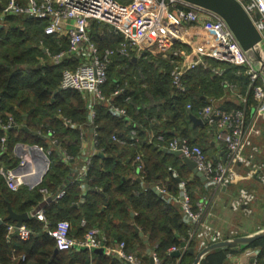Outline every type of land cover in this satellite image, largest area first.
<instances>
[{
	"label": "trees",
	"instance_id": "trees-1",
	"mask_svg": "<svg viewBox=\"0 0 264 264\" xmlns=\"http://www.w3.org/2000/svg\"><path fill=\"white\" fill-rule=\"evenodd\" d=\"M7 2L0 1V8ZM7 19L11 27L2 32L0 42V115L5 117L12 114L24 130L34 127L37 122L43 123L45 129L51 127L57 130L62 146L72 155V160L80 159V130L72 128L65 119L59 117L61 114L76 122V125H84L88 121L89 108L82 93L60 89L63 70L75 67L79 60L73 57L60 65L51 62L41 64L38 57L43 55L42 49L48 47L56 53L68 48L67 38L45 34L44 20L21 15ZM90 33L102 50L115 47L121 38L120 33L112 32L110 25L97 21L92 22ZM41 40L44 41V47L38 49L33 43ZM207 61L213 68L224 69V73L220 75L203 66L189 70L184 77L187 91L175 93L170 75L174 63L151 54L139 60L115 56L103 92L113 102L127 108L129 119L114 116L107 102H98L93 123L98 132V152L93 156L87 175L75 180L74 170L68 164H63L60 154L53 149L49 170L34 188L22 186L18 191H13L0 177V196L3 194L0 197V214L8 217L9 204L14 207L17 202L22 212L35 211L44 203V189L52 195L64 189L62 198L45 207L50 227L62 219H68L71 223H81L86 219L84 233L87 228L99 227L106 235L108 245L115 240L125 241L128 250L145 256V261L149 263L145 254L148 244L164 261H173L176 257L167 250L172 246H181V242L188 238L190 226L184 220L181 208L157 194L151 185L155 183L167 188L171 184L178 196V180H183L194 205L208 193V189L200 177L195 175L190 179L191 171L181 156L167 152L156 142H149V134L162 133L166 141L174 136L186 137L190 143L202 146L192 137L194 128L190 115H199L201 107L222 95L225 80L239 84L242 91L247 89L249 81L232 64L211 58ZM118 84L125 85V90L113 96ZM126 96H130L129 100L125 99ZM188 103L193 106L190 110L186 108ZM133 128L137 130V139L127 145L112 139L114 134L118 137L128 136ZM202 128H205L206 133L210 130L206 124ZM2 133L0 129V148ZM32 134V142L41 143L42 139L35 137V132ZM14 144L9 146V152ZM138 155H141L140 159ZM139 165L142 168L136 174ZM174 169L178 171L177 176L174 175ZM138 176L140 181L137 180ZM81 182L89 186L85 194L80 188ZM197 191L199 194L196 196L194 193ZM82 199L84 202L79 212L75 204L82 202ZM9 224L14 222L8 218L0 224L2 264H122L109 252L56 249L46 223L37 217H31L24 223L33 230L28 241H21L17 233L9 238ZM136 226L147 239L136 231ZM133 246H137V250H131ZM191 247L195 248V245ZM247 248H259L257 262L264 264V237L245 245L215 249L207 253L200 264H225L228 254ZM13 252L17 256L24 254L26 258L14 261ZM195 256L187 251L183 256L185 264H192Z\"/></svg>",
	"mask_w": 264,
	"mask_h": 264
},
{
	"label": "built area",
	"instance_id": "built-area-1",
	"mask_svg": "<svg viewBox=\"0 0 264 264\" xmlns=\"http://www.w3.org/2000/svg\"><path fill=\"white\" fill-rule=\"evenodd\" d=\"M239 1L262 35L261 44L264 47V0ZM20 15L44 20L46 22L44 32L47 35L67 38L68 48L56 53L44 47L43 40L41 44L52 64L60 65L73 57L79 60L75 67H67L63 70L60 89L90 93L91 123L95 121L98 102H107L114 116L129 119L127 108L113 102L103 92L109 68L115 56L118 55L131 58H148L150 54L152 55L155 49L152 48L150 39L162 26L167 28V36L178 45L171 51L162 53L163 58L175 64L170 73L175 93L187 91L184 77L189 70L203 66L220 75L224 73V69L213 68L208 63V58L238 67V73L245 74L249 79L247 89L242 91L239 84L228 80L224 81V85L237 95L241 101L240 106L232 112H225L212 100L201 107L198 113L203 123L208 125L214 140L219 144H224L228 150L229 156L226 161L211 158L202 146L190 143L186 137L174 136L166 141L164 134L152 132L149 134V142H156L164 149H180L182 155L193 159L197 168L207 177L205 186L208 191H217L244 177H256L264 183V161L258 160L261 148L252 139L258 131L257 125L264 121V75L262 70L252 63L227 23L219 15L180 0H131L128 2L121 0H8L0 10L1 18ZM93 21L107 23L121 34L115 47L104 50L99 47L90 33ZM187 37H190L193 42L188 41ZM183 45L190 49L184 51ZM124 90L125 85L118 84L113 96L123 93ZM129 98L130 96L125 97L126 100ZM191 107L192 105L189 104V108ZM251 107L253 112L249 115L248 111ZM61 117L71 126H76V123L70 119L63 115ZM16 126L19 125L15 124L12 117L3 120L0 115L1 129L7 130ZM94 129L96 131L95 125ZM97 135L96 131L95 147ZM50 139L52 145L59 147L62 151L63 163H70L72 155L66 148H61L59 139L52 133ZM112 139L121 145H127L137 139V130L131 129L129 135L125 137H118L114 134ZM6 140L7 137L3 136L2 143ZM37 147L41 151L44 150L43 147ZM96 152L97 150L91 154H85V163L79 170L77 179L87 175ZM45 153L49 159V170L52 149H48ZM137 158L140 159L141 155ZM36 163L43 164L42 158L36 154H30L28 150L21 157L18 167L1 168L0 174L5 177L8 187L13 191H18L24 185L34 188L43 180L41 177L31 182ZM240 166L245 169V172H240L238 169ZM139 168L142 166L139 165ZM160 189L162 196L169 202L179 203L183 218L190 227L188 238L184 240L186 246H172L167 250L171 254L180 250L179 256H175L173 261L166 262L155 250H151L150 258L153 259L151 264H185L183 256L193 244L196 251H201L212 243L244 234L239 228L224 230L214 226L207 219V205L204 201L206 197L204 196L205 198L203 197L194 205L185 181L180 180L178 196L170 195L163 187ZM64 195L65 191L62 189L54 196V199L57 200ZM256 200L257 194L254 190L242 187L239 194L231 200L230 207L233 211L250 217L254 215ZM31 215L45 221L48 233L54 238L56 248L60 251L72 249L93 251L96 248L107 246L106 235L99 227L87 228L83 238L78 239L72 235V223L69 220L62 219L54 227H50L44 208L38 209ZM81 225L87 226V220L83 219ZM14 233H17L21 241H28L33 235V230L25 224L21 226L15 223L9 224L7 236L10 238ZM247 249L250 250V248ZM114 252L119 259L128 264H149L143 255L128 250L125 241L120 242ZM250 252L254 256L251 264H258L256 257L260 249H251ZM20 258L24 260L26 256L12 254L13 260Z\"/></svg>",
	"mask_w": 264,
	"mask_h": 264
},
{
	"label": "crops",
	"instance_id": "crops-1",
	"mask_svg": "<svg viewBox=\"0 0 264 264\" xmlns=\"http://www.w3.org/2000/svg\"><path fill=\"white\" fill-rule=\"evenodd\" d=\"M0 1H2V0H0ZM111 30H112V32L115 31L113 29V27H111ZM115 33H117V32L115 31ZM42 50H43V55H40L38 57L41 64H44L46 62H50V59H49L45 49H42ZM134 59L139 60L141 58L135 57ZM82 95L87 102L89 112H90V107H89L90 93H87V94L82 93ZM214 102L217 105H220L222 107V110L231 111L234 108H236V106H239L241 101L233 91H231L228 87H225V89H222V95L217 96L214 99ZM89 112H88V121L84 125L80 124V125H76L75 127L70 125L72 128H78L80 130V135H81L79 142H80V149L82 151V154H81L82 157L80 159L75 160V161L71 160L70 163H68L70 168H72L75 172V177H76L75 180L80 179V178L79 179H77V178H78L79 170L82 169V166L85 163V160H84L85 154H91L97 150V148L94 146V135H95L96 131L94 129L93 123H91ZM252 112H253V108L251 107L248 111L249 115H251ZM26 116H27V114H26ZM196 116L200 117L199 115H196ZM59 117L62 118L61 114L59 115ZM191 125L194 128V131L192 133L193 134L192 137L197 139L198 138V136H197L198 131L200 129H203L202 127L205 126V123L198 124L197 126H194V122L191 119ZM257 127H258V131L256 134L253 135L252 139H253V142L255 144L259 145L261 148V152L258 155V160L264 161V121H261L260 124L257 125ZM1 131L3 132L2 137L6 136L7 140L5 143H2V137H1V145L2 146L0 148V169L1 168L18 167L20 159H21V155L23 156V154H25L28 151L30 145H37V146L43 147L44 152L48 151V149H50V148L52 150L56 149V151L60 154L61 160H62V151L60 150L59 147L53 146L51 139H50L51 133L53 135H55L58 139H60L58 137V135L60 136L59 132L57 130L51 128V127L45 129L43 123L37 122V124L34 127L28 128L27 130H24L22 128V125H20V126L8 128L7 130L1 129ZM34 132L37 134V136H35V137H39L42 139L41 143L40 142L39 143L38 142H35V143L32 142L34 140L32 133H34ZM206 136H208V138ZM203 137L204 138H203L201 144H202L203 148L206 150L207 154L211 158H213L215 160H222V161H226L228 159L229 153H228V150L226 149L224 144L217 143L214 140L213 135L209 131L206 133V130H204ZM12 143H15V144H14V147H12L11 152H9L10 151L9 146L12 145ZM18 145H20V146L16 150V147ZM60 145L62 148L63 146H62L61 142H60ZM62 163H63V161H62ZM238 169L240 170L241 173L245 172V169L242 166H240ZM139 171H140V168H137L136 174L139 173ZM190 171H191L190 172V179H192L195 176V174L193 173L192 170H190ZM47 172H48V170L46 171L45 167H43V164H37L36 163L35 172L32 174L33 179L31 182H35L37 179L41 178V176L43 179ZM173 172H174L175 176L178 175V171L176 169H174ZM1 176L4 178L5 183L7 185V181H6L5 177L0 174V177ZM203 182H205V181H203ZM83 185H85V186H83ZM24 186H28V185H24ZM171 186L172 185L170 184L167 188L165 187V189L168 191V193L170 195L176 196L174 191L172 190ZM158 187H161V186L158 185ZM242 187H246L249 189L254 188V187H257V188L261 187L262 188L260 191V195L257 194V200L254 203L255 212L251 218L252 219L256 218L257 220L252 225L254 227L252 230H248V227L246 226V224L244 225V230H243V227H242L243 223L242 222L244 221V217H245L244 214L241 212L233 211L232 208L230 207L231 200L239 194V191ZM80 188L82 190V193H84V194L87 193V191L89 190V186H87V184L84 182H81ZM179 188H180V181L178 180V190H179ZM43 191H44V193H46L45 198H44V203H42V205L39 206L37 209H40V208L43 209L44 208V210H45L46 205H48L52 201H55L54 196L56 194L52 195L47 190L46 191L43 190ZM1 196L3 197V194ZM205 197H206V199L204 201L206 202V205H207V219L214 226H216L218 228H222L224 230H228L231 228H239V229H242L244 234H248V233H252V232L256 231L257 229H260L261 227L264 226V223H262L263 221H262V218L260 216L262 213L264 215V185L256 177H254V178H248V177L239 178L238 180H235L232 183H230L227 187H222L219 190L214 191V192L208 191V193L205 195ZM49 198H51V199L49 200ZM81 201L82 202L75 204V206L78 208L79 212H81L80 208H82V206H83L84 199H82ZM172 202L179 206V203L177 201H172ZM15 205L16 206L12 207L11 204H9V206H11L14 211L21 213L22 211L20 210V203L17 202V204H15ZM9 206H8V215H9ZM104 207L105 206H103L102 209H104ZM37 209L35 211H37ZM35 211L32 209L28 211V213L30 214V218L35 217V216L31 215ZM6 218H7L6 214H0V219L3 222L6 221ZM39 220H41V219H39ZM13 222L15 224H17V222H15V221H13ZM83 228L84 227L81 225L80 222L79 223H72V235L78 239L83 238V236L85 234L83 231ZM140 235L145 236L143 234V232H142V234L140 233ZM144 239H147V238L144 237ZM119 243L120 242L115 240L111 243V245L106 244L107 246L103 247L105 250L102 253H106V252H108V250H110L109 253H112V255H114V257L117 258L122 264H128L127 262L119 259L118 256L114 252ZM250 250L244 249V250L239 251L237 253H232L231 256H228L225 264H251L254 260V256H253V253L250 252ZM150 251H151V249H150L149 245L147 244L145 254L149 258V264H151ZM13 253H15V252H13ZM21 255H24V254H21ZM18 256H20V255H18ZM16 260H14V261H16Z\"/></svg>",
	"mask_w": 264,
	"mask_h": 264
},
{
	"label": "water",
	"instance_id": "water-1",
	"mask_svg": "<svg viewBox=\"0 0 264 264\" xmlns=\"http://www.w3.org/2000/svg\"><path fill=\"white\" fill-rule=\"evenodd\" d=\"M180 1L185 2L192 6L209 10L219 15L221 18H223L224 21L229 26V28L231 29V31L233 32L235 38L238 40L243 50L247 53V55L251 59L252 63L256 67L260 68L264 75V47L261 44L262 35L256 28L251 16L248 14V12L246 11V9L239 0H180ZM30 17L32 18L33 16ZM0 27H2V25H0ZM190 117L194 122V126L203 123V120L194 114H191ZM19 146L20 145L16 147V150L19 148ZM28 150L30 154H36L42 158L44 164L43 167H45L47 171L49 159L46 153L44 151H41L36 145H30ZM166 151L181 156L185 164L189 167V169L192 170L193 173L196 176L200 177L203 181H206L207 177L204 175L202 171H200L197 168L196 162L193 159L182 155L180 149L178 150L166 149ZM137 180L140 181L141 178L138 177ZM151 188L157 194L162 195V191L160 187H158V185H156L155 183L151 185ZM50 199L51 198H49V200ZM132 214L134 213L132 212ZM7 218L17 222V225L21 226L30 218V214L28 212L18 213L14 211L11 206H9V215ZM2 223L3 221L0 219V224ZM136 231L142 234V232L137 226H136ZM261 237H264V226L252 233H248V234L228 238L216 243H212L206 246L205 248H203L201 251H196L194 247H189L188 251L196 255L194 262L192 264H200L202 259L205 257V255L215 249L249 244ZM184 246H186V242L182 241L181 247ZM104 250L105 249L103 247L94 249L95 252H103ZM180 253L181 251L177 250L172 254L174 256H179ZM151 261L153 262V259H151Z\"/></svg>",
	"mask_w": 264,
	"mask_h": 264
},
{
	"label": "rangeland",
	"instance_id": "rangeland-1",
	"mask_svg": "<svg viewBox=\"0 0 264 264\" xmlns=\"http://www.w3.org/2000/svg\"><path fill=\"white\" fill-rule=\"evenodd\" d=\"M0 10H1V8H0ZM0 25H2V27H0V42H1L2 32L8 31V29L11 27V22L8 21L7 18H1L0 17ZM24 29H26V28H24ZM157 33L155 34V36H153L150 39V42L152 44L151 46H152L153 49H155V51H154V53L152 55L155 56V57H163L162 56V53L169 52V51H171L173 48H175L178 45H176V43H174L173 40H171L167 36L168 35V31H167V28L165 26H162L161 29H159L157 31ZM187 39H188V41L193 42L190 37H187ZM33 45L35 47H37L38 49L41 48V47H43V45L41 44V41L38 42V43L37 42H34ZM187 49H190V48H186V47L183 46V50L184 51L185 50L187 51ZM125 83L127 85V82H125ZM189 104H191V103H188L187 106H186V108L188 110H190V109L193 108V106H192V108H189ZM9 117H12L13 118L15 124H18L19 126L21 125V123L12 114H9L8 116L3 117V120L8 119ZM73 123H76V122H73ZM204 130L203 129H200L198 131V135H197L198 136V138H197L198 142H202V140L204 138L203 137ZM206 137L208 138V136H206ZM261 183L264 185L263 182H261ZM258 188L257 187H254V188H250V189L254 190L256 192V194H259L260 195V191H261L262 188L261 187L259 189ZM198 194H199V191H197L196 193H194V195H196V196ZM260 216H261L262 221H263L262 223H264V215H263V213ZM251 217L252 216H250V217L245 216L244 217V221L242 222L243 223V226H242L243 227V230H244V225L245 224L248 227V230H252L254 228L252 225L254 224V222H256L257 219L256 218L255 219H252ZM66 220H68V219H66ZM143 237H145V236H143ZM126 246L128 248L127 243H126ZM137 248H138L137 246H133V248H131V250H137ZM129 249H130V247H129Z\"/></svg>",
	"mask_w": 264,
	"mask_h": 264
}]
</instances>
